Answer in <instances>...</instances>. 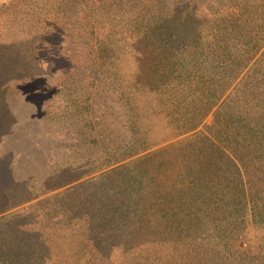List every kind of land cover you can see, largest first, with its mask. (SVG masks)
Masks as SVG:
<instances>
[{"label":"rangeland","instance_id":"obj_1","mask_svg":"<svg viewBox=\"0 0 264 264\" xmlns=\"http://www.w3.org/2000/svg\"><path fill=\"white\" fill-rule=\"evenodd\" d=\"M210 1L0 0V264H264V226L249 223L237 193L222 220L184 221L180 152L196 156L208 128L228 126L220 104L264 129V0H238L225 18L209 14ZM202 31L241 44L225 53L210 37L202 48ZM133 39L153 77L174 83L164 54L187 48L191 75L225 95L206 116L187 110L183 93L160 97L169 88L134 97V61L119 62ZM144 114L157 136L190 132L114 164L122 147L148 140L137 137Z\"/></svg>","mask_w":264,"mask_h":264},{"label":"trees","instance_id":"obj_2","mask_svg":"<svg viewBox=\"0 0 264 264\" xmlns=\"http://www.w3.org/2000/svg\"><path fill=\"white\" fill-rule=\"evenodd\" d=\"M211 1L210 3L213 4ZM215 1V3H217L216 7L214 6L216 10L210 9L209 11L208 9L209 14H212L213 16L225 18V15L230 12L228 10L232 8V11H237V13L239 12V7L234 9V7L238 5V0L230 1L227 6L221 5L220 0ZM208 8H211V6ZM201 14L204 18L206 17L203 12ZM204 25L206 27L207 24L204 23ZM210 37H213V42L210 48L213 46L216 47L217 45L222 46L225 53H231L232 50H235L241 44H238L236 41V44L230 43V40L227 41L228 36L223 37L222 35L220 39H217L218 35H206V31H202L198 37H195L196 39L194 42L201 45L202 48H207L211 43ZM235 37L237 36L235 35ZM122 41H124V38ZM143 42L144 41H140V39H133L132 41H129L126 48L120 53L119 58V62H121V64L129 63L123 61L129 58L134 61L132 62L134 65L133 68H136L137 70L136 74L132 76L135 83V87H133L134 92H132L134 97L145 95L149 98L150 96H155L156 93H160L159 91L169 88L165 95L162 94L160 97H167L170 93H172L171 97H174L183 93L185 94V100L189 98L191 99H189L190 102L188 101L184 104L186 105V109L193 115L204 113L205 116L209 114L214 107H216L219 101H221L225 93L220 90V87L216 88L214 86V81L208 80L203 77V75L201 77V73H199V75H191L192 67H190V65H192L193 61L197 60L195 58L197 56L193 53L194 51L192 52L187 48L181 50L177 49L174 51L172 49L173 47L166 50L164 60H170L169 67L172 71V76L174 75L176 80L172 83L165 81L164 79H160L159 77H162L160 73L157 77H153L152 73L149 74V72L143 69V67L147 65L143 62V60L149 52L143 46ZM198 44H196V46H199ZM151 57L153 58V56ZM233 65V72H236L238 70V64ZM206 70L209 71V67H206ZM244 72L245 70L237 72L236 77ZM248 75L249 73L245 72L243 81L248 78ZM130 76L131 75L129 74L122 73L121 78L126 81ZM223 79L224 78H220L219 83L225 87L223 88L226 91V89L229 88V85L224 84ZM234 80H236V78ZM217 90L219 93H217ZM198 93L204 97L207 96V100L202 101L201 97H198ZM245 95L246 94L239 98L234 96L233 98H237L238 101L245 102ZM176 104H178L177 106H180V108L181 106H184L182 103ZM188 105H190V107ZM217 109L219 112L224 111V115L229 117L230 122H228V126L221 125L217 130L218 124L215 126L214 123L211 128H208L210 132H212L211 129L213 128L215 131L211 136L207 133L205 134V141L202 142L201 146L197 145V148H195L196 156L194 154L192 158L189 159L192 155V151H188L189 149L186 151L185 155L180 152V154H182L181 157L183 156L185 158L182 163H179L177 174L182 177L184 185H189L186 187L187 191H185L183 195L185 197L184 221L188 220L187 224H189L190 227H193L194 219H197L198 222L199 220L202 221L204 218L209 220L210 217L218 215L220 216L218 217V220H222V218H225L227 214L232 213V210L230 208L226 209V207L230 206V204L234 202L233 195L237 193L236 195L241 196V204L243 205L242 208L244 209V212L249 214V217L247 218L249 219V223H255V226L260 224V226L257 227V231H259L258 229L264 226V129H262L260 122H252L250 116L246 113H236L235 109L234 113H232L228 108H226V102L220 104ZM204 115L203 117H205ZM137 117L140 121L143 119L141 126L145 128V133L142 134L140 129L137 137L146 135L148 140L145 141L144 145L140 143L139 145H129L128 148H126V145L124 148L122 147L121 155L119 157H114L115 159H113L114 164L125 162L135 156L151 150L166 140L179 138L182 134L186 135L190 132V130H186L164 138L161 135L157 136V133L161 131L157 129V127H151L150 125L147 126V115L144 114L143 118H141L140 115H137ZM200 123H202V117L198 124ZM218 135H220V139L218 138ZM196 137H200V135L195 134L191 136V138ZM133 139L134 137H132V140ZM218 140H220V143L225 147L219 148V146L215 144ZM136 141H138V138ZM180 145H183L182 141L177 143V148H179ZM155 154L157 155L155 152L153 154H148L141 160L153 157ZM174 161L175 163L179 162L177 159H174ZM111 165L112 163L110 164L109 162L106 166L112 167ZM154 182L157 183L156 179ZM224 189H227V191ZM219 190L221 192L218 193ZM261 200L263 203H261ZM213 207L214 209L212 210L211 208ZM230 207L234 211L238 210L236 207ZM225 236L228 237V235ZM213 238H218V234L214 233Z\"/></svg>","mask_w":264,"mask_h":264}]
</instances>
